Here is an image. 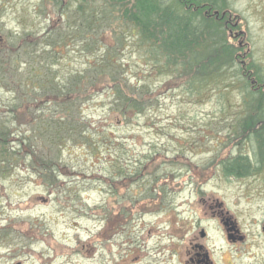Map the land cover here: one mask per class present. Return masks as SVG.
Here are the masks:
<instances>
[{
  "label": "rangeland",
  "instance_id": "1",
  "mask_svg": "<svg viewBox=\"0 0 264 264\" xmlns=\"http://www.w3.org/2000/svg\"><path fill=\"white\" fill-rule=\"evenodd\" d=\"M215 18L244 83L161 74L117 13L88 50L48 0H0V264H187L195 247L209 264L264 260V164L242 105L243 90L264 96V0ZM240 156L253 172L227 175Z\"/></svg>",
  "mask_w": 264,
  "mask_h": 264
},
{
  "label": "trees",
  "instance_id": "2",
  "mask_svg": "<svg viewBox=\"0 0 264 264\" xmlns=\"http://www.w3.org/2000/svg\"><path fill=\"white\" fill-rule=\"evenodd\" d=\"M49 2L57 10L59 20L67 25V29L69 24L76 25L75 29L71 27L70 30L77 31L76 34L85 39V48L88 50L95 38L101 35L100 27L108 24L110 14L117 13L123 26L135 30L136 43L142 49L144 60L152 63V68L159 70L161 74L179 77L190 75V84L202 88L213 81H223L230 70L236 82H245L236 67L235 52L228 43L222 21L215 18V13L228 10L229 0H71L69 4H64L61 0H48ZM44 8L39 7L38 10ZM51 26L53 23L44 31L46 35H43V39L50 40L48 35L53 31ZM121 39L120 36L114 39L117 47L122 43ZM105 49V56L99 63L103 65L109 62L114 67L110 58L116 49L110 42ZM96 63L97 61H93L90 64H99ZM93 72L101 76L115 75L116 70L113 72L93 67L89 73ZM89 77L95 82L96 77ZM51 81L58 83L55 78L46 82ZM243 91V111L252 116L249 118L253 123L250 135L256 141L258 160L264 164V96L258 90ZM223 169L227 175L242 176L253 172L243 156L224 162Z\"/></svg>",
  "mask_w": 264,
  "mask_h": 264
},
{
  "label": "flooded vegetation",
  "instance_id": "3",
  "mask_svg": "<svg viewBox=\"0 0 264 264\" xmlns=\"http://www.w3.org/2000/svg\"><path fill=\"white\" fill-rule=\"evenodd\" d=\"M222 223H220L225 232L227 233V239L229 241L235 242H243L244 236H237L238 231L236 230V226L231 223L229 220L221 219ZM262 233L264 234V224L262 225ZM202 248H193L192 252L189 254L188 263L187 264H209L208 258L206 254H200ZM199 252V253H198ZM247 264H264V260L262 261H251Z\"/></svg>",
  "mask_w": 264,
  "mask_h": 264
},
{
  "label": "bare ground",
  "instance_id": "4",
  "mask_svg": "<svg viewBox=\"0 0 264 264\" xmlns=\"http://www.w3.org/2000/svg\"><path fill=\"white\" fill-rule=\"evenodd\" d=\"M153 235H159V233L153 234ZM144 260H146V257L145 256H141L139 262L142 263Z\"/></svg>",
  "mask_w": 264,
  "mask_h": 264
},
{
  "label": "water",
  "instance_id": "5",
  "mask_svg": "<svg viewBox=\"0 0 264 264\" xmlns=\"http://www.w3.org/2000/svg\"><path fill=\"white\" fill-rule=\"evenodd\" d=\"M216 14V13H215Z\"/></svg>",
  "mask_w": 264,
  "mask_h": 264
}]
</instances>
